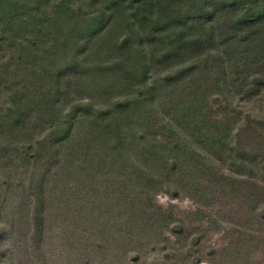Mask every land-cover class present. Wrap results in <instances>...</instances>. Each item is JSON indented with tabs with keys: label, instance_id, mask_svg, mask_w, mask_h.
<instances>
[{
	"label": "trees",
	"instance_id": "trees-1",
	"mask_svg": "<svg viewBox=\"0 0 264 264\" xmlns=\"http://www.w3.org/2000/svg\"><path fill=\"white\" fill-rule=\"evenodd\" d=\"M51 4L50 14L37 17ZM0 22L7 47L41 58L21 67L34 72L36 92L15 87L1 125L9 121L19 132L50 120L40 149L61 151L67 162L58 171L88 186L82 192L95 207L93 193L116 210L119 246L165 229L174 237L163 234L159 262L199 264L203 236L155 196L165 191L204 201L197 212L208 220L215 203L205 202L211 191L202 180L227 179L218 174L234 134L231 118L243 119L260 145L235 171L241 164L250 176L264 169V133L250 115L229 98L223 118L210 123L205 103L218 88L257 98L264 111V0H0ZM43 51L50 69L41 67ZM258 119L264 129V113ZM54 154L47 163L57 161ZM42 183H35L34 239L47 208Z\"/></svg>",
	"mask_w": 264,
	"mask_h": 264
},
{
	"label": "rangeland",
	"instance_id": "rangeland-1",
	"mask_svg": "<svg viewBox=\"0 0 264 264\" xmlns=\"http://www.w3.org/2000/svg\"><path fill=\"white\" fill-rule=\"evenodd\" d=\"M51 5L41 9L39 14L35 11L37 17L50 14L54 4ZM17 22L20 24L19 20ZM2 29L0 22V35ZM44 53L41 67L50 69L46 57L48 51ZM32 58L37 60L39 56H29L17 47H7L0 36V118L11 104L15 87L36 92L33 89L37 83L34 72L21 69L22 66H32ZM211 89L205 95V103L212 112L210 123L223 118L226 100L230 98L243 115H250L256 132L264 133L258 125V117L264 111L257 98L241 99L239 95L232 97L221 89ZM87 94L88 91L83 90L82 98H87ZM242 120L238 118L233 123V118L230 119L231 133L234 134L229 137L230 151L226 150L220 160L222 170L218 174L227 177L222 183L224 187L213 185L209 177L202 180L211 191L205 202L215 203L208 220L197 212L198 207L204 210V201L198 204L190 197H174L165 191L155 196L156 203L163 207L175 206L174 218L184 219L199 236H203L199 264H264V169L250 176L246 166L241 164V170L235 171L243 159L246 160L248 152L256 151L260 146L248 137L253 131L249 128L244 131L246 126ZM50 122H38L34 129L29 122V129L19 132L11 130L9 121L3 125L0 123V264H162L157 252L162 251L163 234L173 239L171 232L160 229L157 233L148 232V236L136 234V240L128 247L123 243L119 246L117 238L122 229L117 230L114 224L116 210H107L93 193L90 201L98 205L95 207L82 192L88 186L82 187V182L73 173L58 171L61 163L67 162L61 151L53 145L40 149L42 139L50 135ZM239 147L242 149L238 150ZM54 153H57L54 157L57 161L47 163ZM37 179L44 184L47 208L41 235L34 239L32 214L37 198ZM256 195L258 202L254 201ZM217 210L221 211L216 214ZM211 248L213 253L209 252Z\"/></svg>",
	"mask_w": 264,
	"mask_h": 264
}]
</instances>
